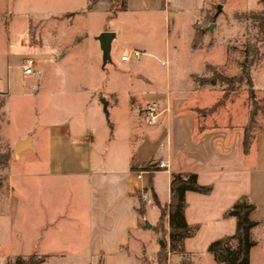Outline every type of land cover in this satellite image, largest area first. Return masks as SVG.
<instances>
[{"label": "crops", "instance_id": "obj_1", "mask_svg": "<svg viewBox=\"0 0 264 264\" xmlns=\"http://www.w3.org/2000/svg\"><path fill=\"white\" fill-rule=\"evenodd\" d=\"M1 1L0 107L6 118L0 122V141L10 149L7 163L0 167L3 260L16 264V258L35 254L45 256L41 264H148L149 257L161 247L157 222L160 206L169 202L171 173L194 171L197 182L211 185V190L185 191L184 218L197 229L183 240V251L168 254L180 257L183 252L190 264H218L208 246L234 234L235 216L223 214L240 195L246 194L255 202L250 216L259 221L251 230L255 244L249 252V264H261L264 109L260 127L245 152L242 135L247 111L241 108L240 113L233 108L230 112L223 107L200 116L195 108L210 106L219 98L209 104L200 103L202 96L211 95L216 88L199 85L192 79V75L203 77L204 69L189 71L185 84L176 87L167 80L165 90L153 99L160 109H168L154 122L143 125L138 118L128 135L121 137L116 149L108 154V122L103 118L91 124L78 118L72 120L67 114L50 116L47 100L56 77L51 68L61 59L57 60L51 52L52 45H37L28 27L32 15L16 13L14 20L10 12H3ZM87 1L88 12L99 11L110 19L120 13H162L165 19L168 17V29L175 36L177 17L191 15L186 42L190 52L195 53L200 48L192 46L194 23L213 0H125L124 8L118 0L114 1L120 7L113 6V0ZM106 30L110 29H103ZM114 32L115 38L117 31ZM28 58L34 61L32 74L23 73ZM37 69L41 70L39 74ZM230 76L240 82L239 73ZM252 83V89L264 101V83L259 86L253 79ZM11 97H41L42 102L33 110L34 122L7 133L6 128L12 123ZM145 107L139 108L138 117ZM162 159L167 167L158 168L155 164ZM148 162L154 166L144 168L142 165ZM142 188L149 190L153 203L145 204V213L140 216L137 207ZM154 207L156 211L150 214ZM164 228L169 229L168 215Z\"/></svg>", "mask_w": 264, "mask_h": 264}, {"label": "rangeland", "instance_id": "obj_2", "mask_svg": "<svg viewBox=\"0 0 264 264\" xmlns=\"http://www.w3.org/2000/svg\"><path fill=\"white\" fill-rule=\"evenodd\" d=\"M87 2L1 1L3 12H10L14 20L16 13L32 15L28 27L34 34L37 45H52L54 50L51 52L57 60L61 59L51 68L56 77L47 100L50 116L59 118L67 114L72 120L78 118L91 124L103 118L108 122L107 134L110 138L107 151H111L108 154L116 149L115 144L121 137L128 135L138 118L143 125L147 123L144 109L138 117L139 108L155 99L160 90H165L167 80L177 87L187 82L185 76L189 71L198 72L204 69L203 74L206 77H213L214 71L227 76L239 73L241 79L235 83V92L225 94L223 90L226 85L216 80L213 85L216 92L202 96L200 103L209 104L219 98L223 104L215 107L216 110L226 107L230 112L233 108L240 113L242 110L247 111L248 86L242 75L241 62L248 50L249 58L255 60L251 67V78L259 86L264 83V40H259V20L252 18L253 14L264 12V0H213L194 23L199 29L198 32L195 31L197 33L194 44L200 48L195 53L190 52L186 42L191 15L177 17L175 36L168 29V17L165 19L162 13H120L110 19L99 11L88 12ZM76 11L81 13L75 16L65 15ZM6 20L8 24V18ZM210 24L213 27L208 29ZM103 29L117 31L111 44V61L106 64H103V53L97 39ZM2 40L3 35L0 34V42ZM254 49L258 51V59L252 56ZM129 51H139L141 56L133 57L129 61L121 60V55ZM62 56L64 57L61 58ZM40 71L37 69L38 74ZM260 95L259 92L255 94L256 97ZM101 98L106 101V110ZM41 102V97H11L9 106L12 123L8 125L6 132L13 133L34 122L33 110ZM5 118L6 113L0 107V122ZM6 149L3 141H0V152L3 153ZM119 149L118 147L117 150ZM153 211H156L155 207L150 208V214ZM166 216L163 218L162 227L165 226ZM158 229L161 231L159 227ZM168 230L160 232L164 242L161 247H169ZM260 259L261 264H264V255ZM148 260V264H157L155 255ZM181 260L182 256L167 253L165 264H177ZM3 264L13 263L6 260Z\"/></svg>", "mask_w": 264, "mask_h": 264}, {"label": "trees", "instance_id": "obj_3", "mask_svg": "<svg viewBox=\"0 0 264 264\" xmlns=\"http://www.w3.org/2000/svg\"><path fill=\"white\" fill-rule=\"evenodd\" d=\"M122 1L121 8H124L125 0ZM113 6L120 7L117 1H112ZM79 12H72L67 15L72 16ZM252 18L259 20L257 29L259 40H264V12L252 15ZM195 31H199L195 27ZM195 32V34L197 33ZM193 48L195 47L193 39ZM248 50L244 60L241 62L242 75L245 78L246 85L248 86V109H247V122L243 126L242 146L246 152L255 137V131L260 127V117L264 109L263 96L256 97V91L252 89L253 83L251 78V67L255 63L253 58H249ZM252 56L258 59V51L254 49ZM211 68V66H208ZM213 77L209 76H197L192 75V79L199 85L210 84L214 85L216 80L224 83V93L235 92L237 78L234 76H227L218 72H213ZM220 104V101L215 102L210 106L195 108L196 112L200 115H206L213 111L215 107ZM1 106V99H0ZM199 128H202L199 126ZM10 149L7 148L5 152H0V167L4 166L9 158ZM144 168L153 167L148 163L142 165ZM170 198L169 202L165 206H160V215L157 222V227L164 232L165 228L162 227L163 218L168 215L169 220V247H160L155 254L157 258V264H165L168 251H183V240L193 235L196 232L197 226H189L184 218V208L186 206L185 191L188 189L196 190L199 192L207 193L211 190V185H202L197 182L196 173L194 171L187 172H172L170 183ZM140 197V192H139ZM255 207V202L246 194L240 195L233 204L224 212V216H235L236 228L232 235H226L220 239L214 240L208 246V251L213 255L214 260L218 264H249V252L251 247L255 244L251 236V230L257 226L259 221L253 219L250 216L251 210ZM140 216L145 213V203L141 200L137 207ZM183 260L179 264H190L187 257L182 252ZM45 259V256H37L31 254L26 258H16V264H41Z\"/></svg>", "mask_w": 264, "mask_h": 264}, {"label": "built area", "instance_id": "obj_4", "mask_svg": "<svg viewBox=\"0 0 264 264\" xmlns=\"http://www.w3.org/2000/svg\"><path fill=\"white\" fill-rule=\"evenodd\" d=\"M140 56H141V53L139 51H129L128 53L121 55V60L129 61L133 57L139 58ZM33 66H34L33 59L28 58L25 61V63L23 64V73L24 74L34 73ZM166 109H168V107H164V108L160 109L159 104L155 100L149 102L146 105V107L144 108L145 120L147 122H154L158 118L160 113ZM151 164L154 165L153 163H151ZM155 165L158 166V168L167 167V163L164 159L158 161L157 164H155ZM140 198L145 204H152L153 203V197L147 188L140 189ZM3 263H4L3 252H2V248L0 247V264H3Z\"/></svg>", "mask_w": 264, "mask_h": 264}, {"label": "water", "instance_id": "obj_5", "mask_svg": "<svg viewBox=\"0 0 264 264\" xmlns=\"http://www.w3.org/2000/svg\"><path fill=\"white\" fill-rule=\"evenodd\" d=\"M220 8V7H218ZM213 27V24H210L207 28L211 29ZM115 33L111 31H103L101 32L98 36L97 39L100 43V48L102 50L103 56H102V61L103 64H106V62L111 61L110 57V49H111V42L112 39L114 38ZM101 101L103 102V107L106 110V101L104 98H101ZM107 113V111H106ZM146 226H149V223L146 222ZM158 243L159 246L164 245L163 239L161 238V233L158 235Z\"/></svg>", "mask_w": 264, "mask_h": 264}]
</instances>
